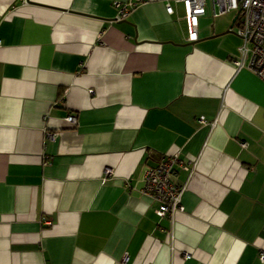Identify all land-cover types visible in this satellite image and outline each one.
Returning <instances> with one entry per match:
<instances>
[{"label": "crops", "instance_id": "1", "mask_svg": "<svg viewBox=\"0 0 264 264\" xmlns=\"http://www.w3.org/2000/svg\"><path fill=\"white\" fill-rule=\"evenodd\" d=\"M127 1L0 0V264H264V81L234 65L236 13L206 0L189 42L181 3ZM173 153L195 167L171 222L143 175Z\"/></svg>", "mask_w": 264, "mask_h": 264}, {"label": "built area", "instance_id": "2", "mask_svg": "<svg viewBox=\"0 0 264 264\" xmlns=\"http://www.w3.org/2000/svg\"><path fill=\"white\" fill-rule=\"evenodd\" d=\"M170 1L183 5L187 40L196 41L198 20L205 13L206 0H163L168 14L173 13ZM139 3V0H129L125 3L114 2L112 5L118 18L123 19ZM210 4L213 17L231 12L240 15V27L237 33L242 44L238 49L239 57L234 61V65L238 68L246 65L264 81V0H210ZM66 122L74 126L77 121L74 115H69L66 117ZM200 123L204 121L201 120ZM176 166L192 173L195 162L185 158L180 159L178 153L164 155L154 167L145 170L143 175V193L156 203V216L167 218L171 222L174 221L176 214L183 210L181 198L184 187L175 185L171 179ZM109 175L111 170H104V177ZM259 259L264 262V253H260Z\"/></svg>", "mask_w": 264, "mask_h": 264}, {"label": "trees", "instance_id": "3", "mask_svg": "<svg viewBox=\"0 0 264 264\" xmlns=\"http://www.w3.org/2000/svg\"><path fill=\"white\" fill-rule=\"evenodd\" d=\"M239 21H240V15L238 14H236V23H238V26L240 27V23H239Z\"/></svg>", "mask_w": 264, "mask_h": 264}]
</instances>
